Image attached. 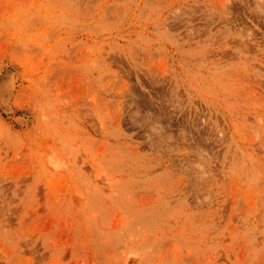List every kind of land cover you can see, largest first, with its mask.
Listing matches in <instances>:
<instances>
[{
    "label": "rangeland",
    "instance_id": "rangeland-1",
    "mask_svg": "<svg viewBox=\"0 0 264 264\" xmlns=\"http://www.w3.org/2000/svg\"><path fill=\"white\" fill-rule=\"evenodd\" d=\"M0 264H264V0H0Z\"/></svg>",
    "mask_w": 264,
    "mask_h": 264
}]
</instances>
